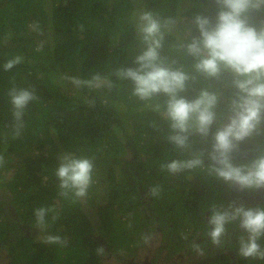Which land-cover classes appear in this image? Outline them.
<instances>
[{
  "label": "trees",
  "instance_id": "16d2710c",
  "mask_svg": "<svg viewBox=\"0 0 264 264\" xmlns=\"http://www.w3.org/2000/svg\"><path fill=\"white\" fill-rule=\"evenodd\" d=\"M184 1L0 0V187L11 199L0 198V264H103L102 244L91 233L101 231L113 242L125 229L121 226L125 214L132 216L138 230L141 197L153 187L159 189L153 195L157 209L171 216L184 213L186 223L199 224L205 223V209L226 205L233 200L230 195L243 193L229 189L206 168L176 175L162 171L165 161L206 153L212 135L193 134L190 149H178L168 140V120L132 94L131 81L115 75L120 67L134 66L143 48L133 17L136 8L174 20L161 55L193 73L194 59L178 45L198 35L193 23L197 14L214 17L217 9L214 0ZM251 19L264 21V11L252 13ZM17 56L21 61L5 70V63ZM97 76L99 80L94 79ZM230 80L228 73L220 80L197 76L182 95L191 99L202 88L217 90L221 95L217 111L223 113L234 92ZM13 87L34 94L19 125L9 96ZM166 99L161 94L151 103L164 105ZM257 147H264V134L245 141L235 154L236 162L251 157ZM128 149L134 153L132 159L125 158ZM64 153L93 160V182L83 198L60 195L55 169ZM104 169L106 176L94 183L96 173ZM98 184H104L103 198L96 195ZM255 194L250 206L264 203V189ZM9 202L16 216L10 213ZM40 206L51 209L43 231L59 235L62 243L36 242L30 235L10 240L8 233L20 220L38 227L34 209ZM241 234L243 230L237 229L238 264H264L262 259L238 254ZM259 243L264 248V238ZM4 245L12 246L7 258L2 254ZM231 260L226 254L210 264Z\"/></svg>",
  "mask_w": 264,
  "mask_h": 264
},
{
  "label": "clouds",
  "instance_id": "9594fccd",
  "mask_svg": "<svg viewBox=\"0 0 264 264\" xmlns=\"http://www.w3.org/2000/svg\"><path fill=\"white\" fill-rule=\"evenodd\" d=\"M215 16L197 14L193 23L198 35L191 36L178 47L194 59L193 73L174 66L161 55L166 33L172 31L174 20L161 17L151 10L134 16L136 31L143 48L134 58V66L120 67L115 75L132 82V94L148 103L154 111L161 112L169 122L168 140L178 149H190L189 138L198 134L203 138L212 135L208 151L193 153L187 159H172L161 164V170L176 175L184 170L206 168L210 175L223 181L229 189L258 191L264 189V147L252 150L251 157L236 162L235 154L241 145L254 135L264 134V21L253 23L254 12L264 11V0H214ZM21 57L7 61L10 70ZM231 75L234 89L228 99L226 112H218L221 95L217 90L200 89L189 99L182 95L190 81L197 76L220 80ZM94 79L99 80L97 76ZM80 83L79 81H75ZM163 94L164 105L151 102ZM14 116L22 121L23 110L34 99L33 92L13 87L9 91ZM213 125L215 131L212 132ZM19 127L17 128V133ZM207 160V164H205ZM55 175L59 181L60 195L67 199H80L87 195L93 182L94 163L91 158L64 153L59 158ZM153 187L152 194L158 192ZM51 209L40 206L34 209L35 223L47 229ZM205 236L215 246H222L229 224L243 230L238 238V254L244 258L264 260V248L259 243L264 238V203L249 206L232 201L226 205L211 206ZM50 243H62L59 235L49 234ZM193 250L203 249L196 240Z\"/></svg>",
  "mask_w": 264,
  "mask_h": 264
},
{
  "label": "flooded vegetation",
  "instance_id": "af4514ba",
  "mask_svg": "<svg viewBox=\"0 0 264 264\" xmlns=\"http://www.w3.org/2000/svg\"><path fill=\"white\" fill-rule=\"evenodd\" d=\"M237 191H239V188H237ZM146 193L144 192V194ZM255 193L257 191L243 190L242 194L238 192L230 195V198L238 203L244 201L245 204L250 206L252 201L250 199L256 197ZM141 199L143 204L140 207H144V216L140 218L139 228H141V231L134 230L137 238L130 243V247H133L131 250L116 249L112 245L114 242H111V239L109 240V237L101 231L97 232L94 229L91 233V236L99 239L102 244L101 259L103 264H210L215 258L226 254L232 257L231 264H238L234 241L236 230L242 229L237 224H229L222 246H215L205 236L207 218L210 215L209 210L205 209V212L203 211L205 223L183 222L180 224L177 221V216H171L169 212L168 215H165V211L157 209L153 205L154 196L152 192L145 197H141ZM126 216L125 214L124 217ZM129 221L133 222L132 216L129 217ZM17 223L18 225L15 224L11 227L8 233L10 240L31 233L37 228L29 226L23 221ZM193 240L201 245L202 252L193 250L191 247ZM9 248L11 249V247Z\"/></svg>",
  "mask_w": 264,
  "mask_h": 264
},
{
  "label": "rangeland",
  "instance_id": "374dc122",
  "mask_svg": "<svg viewBox=\"0 0 264 264\" xmlns=\"http://www.w3.org/2000/svg\"><path fill=\"white\" fill-rule=\"evenodd\" d=\"M184 3H188V1L185 0ZM140 11H142L141 8H136L134 10V12H133V17L136 14H138ZM133 155H134L133 151L131 149H128L127 152H126V154H125V158L132 159L133 158ZM120 170H121V168L118 167L117 168L118 173L120 172ZM106 174H107L106 169H104L103 172H97L96 173V176L94 178V183H95V181L97 179H99V180L103 179L104 176H106ZM103 185L102 184H98L97 187H94L95 189L98 190V193L96 195H99V197H101V198H103L104 197V194H105V191L103 189ZM245 191H247V190H245ZM4 197L5 198H9V200H11L10 199V195L9 196L6 195V193L4 192L3 187H0V198H4ZM10 202H9V208L11 209L10 210L11 211L10 213L16 216L15 206H13V203H10ZM89 209L92 212V208H89ZM143 210H144V207L143 206L140 207V210H139L140 218H142L144 216L143 215L144 214ZM184 216H185L184 213L177 216L178 223L182 224L183 222L186 221V219L184 218ZM121 220H122L121 226H124L125 225L126 231H125V229L123 231H119L117 233V235L114 237L113 242L115 244V248L116 249H119V250L120 249L121 250H131L133 247H130V243L134 242L135 239L137 238L136 237L137 234L134 232V230H137V227L134 228V226H136V225H135L134 222L129 221V216L122 217ZM20 221L22 222L23 220H20ZM137 226H139V224ZM138 231H141V228H139ZM26 235L27 236L28 235L32 236L36 242L37 241H39V242L41 241V242L49 243L47 241V239H46L47 235H49V234H46L40 227H37L35 230H33V232L28 233ZM142 239H143V236H142ZM11 249H12V246H11ZM9 250H10L9 245H7V246L4 245L2 247V254H3V257L4 258H7V256L10 255V251ZM125 253H126V251H125ZM127 254L129 255V253H127Z\"/></svg>",
  "mask_w": 264,
  "mask_h": 264
}]
</instances>
